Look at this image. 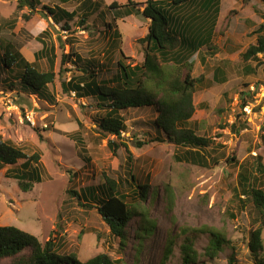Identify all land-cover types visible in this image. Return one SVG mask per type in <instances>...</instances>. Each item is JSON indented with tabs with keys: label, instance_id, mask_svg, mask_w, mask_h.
<instances>
[{
	"label": "rangeland",
	"instance_id": "obj_1",
	"mask_svg": "<svg viewBox=\"0 0 264 264\" xmlns=\"http://www.w3.org/2000/svg\"><path fill=\"white\" fill-rule=\"evenodd\" d=\"M40 1L32 11L29 7L18 10L17 0H0L4 44H14L42 71L49 69V63L45 56L35 57L43 48L41 40L49 48L54 44L56 55V79L48 85V96L55 100L51 103L21 91L14 77L17 69L10 72L5 67L0 44V140L10 141L29 156L39 153V163L30 162L27 168H40L41 172V181L24 191L15 174L23 172L26 159L0 169V225L18 227L43 243L53 236L60 254H76L86 261L107 253L122 264H184L180 248L190 234L184 230L216 227L229 243L210 257L206 248L211 234H200L195 241L199 254L195 264H229L232 254L236 264H257L248 242L251 231L263 227L264 222L243 191L240 173L249 171L250 181L256 178L255 186L264 190V174L257 169L259 163L264 166V60H250L254 68L250 73L241 54L257 43L256 31L264 23V0H220L217 13L211 6L204 7L201 0L172 9L174 23L179 25L174 28L182 35L202 24L213 34L209 44L189 56L184 53L187 57L180 65L183 74L191 70L195 77L205 76L194 93L197 113L188 122L198 135L211 139L209 146L201 149L202 162L192 157L179 160L187 148L169 141L158 128L156 107L124 110L126 129L115 139L99 127L105 111L96 108L94 95L79 97L63 90L62 83L77 79L83 70H95L98 80L112 78L117 73L120 50L129 58L127 63L141 64L144 45L139 39L146 36L149 19L134 14L116 16L109 8L114 1L124 4L127 0H93L98 2L96 9L87 0ZM135 1L141 9L145 6V0ZM48 7L80 11L66 27V20L55 23ZM65 54H71V60L61 71ZM170 66L174 63L165 67ZM219 69L222 74L214 79ZM10 81H16L13 90ZM244 102L249 107L243 109ZM28 113L34 114L35 125L27 119ZM80 135L88 162L80 156L79 140L74 139ZM113 139L126 143L132 152V173L139 182L150 185L146 199L132 194L135 183L128 173L129 154L124 147L114 153L108 146ZM138 142L144 145L140 147ZM105 175L116 180L117 190L134 212L124 244L111 234L98 212L97 199L84 197L93 187L105 198ZM141 225L149 231L139 239ZM172 242L173 253L165 260L166 246ZM29 253V249L24 251ZM261 256L264 258V250ZM14 261L8 258L0 264Z\"/></svg>",
	"mask_w": 264,
	"mask_h": 264
},
{
	"label": "trees",
	"instance_id": "obj_2",
	"mask_svg": "<svg viewBox=\"0 0 264 264\" xmlns=\"http://www.w3.org/2000/svg\"><path fill=\"white\" fill-rule=\"evenodd\" d=\"M17 1L18 10L29 7L32 11H35L37 5L41 3L40 0ZM87 1L90 6H93L92 9L98 7L97 1ZM191 1L145 0V6L142 9L138 7V2L135 0H127L124 4H120L117 1L112 2L109 8L115 11L116 16L134 14L142 15L149 19L146 36L139 39V43L144 45L143 62L135 65L127 63L129 58L120 50L121 58L117 61V73L112 78L98 80L99 76L95 70L91 72L83 70L81 76L77 79L72 77L68 82H63L62 87L64 91H73L79 97L94 95L96 108L105 111L100 119L99 127L104 135L107 137L114 135L115 139L121 138L126 129L125 118L122 114L124 110L143 106L156 107L158 111L156 119L158 128L164 132L169 141L177 146L187 148L179 160L185 157L189 161V158L192 157L191 159H194V161L201 158L199 162H202L204 156L200 155L201 149H206L211 139L198 135L193 128L188 126V122L197 113L194 93L205 76L202 74L195 77L192 75L191 70L183 74L180 65L185 63V59L189 54L209 44L213 34L210 27L206 28V25L202 24L201 26L197 25L194 30L192 27L195 26L191 25L192 27L189 29L191 33L186 36L182 35L178 29H175L179 25L174 23V13L172 12L173 8L177 7L179 9L187 3L190 4ZM244 1L247 2L249 0ZM200 2L204 7L207 5L215 8L214 11L216 13L219 11L220 0H201ZM78 10L70 12L61 7H48V12L55 23L59 24L62 20H66L64 25L66 27H69V20L78 15L80 11ZM23 16L25 18L30 17L29 14H24ZM86 21V18L82 19V23ZM108 26L111 28L112 24L109 23ZM256 33H258L257 43L250 45L241 54L243 61L246 63L244 68L250 73L254 71L253 66L249 63L250 60L255 59L260 62H262V59L264 60V23L257 29ZM44 34H47V30ZM41 41L44 44L43 48L35 57L38 60L44 56L47 58L49 69L46 71L40 70L36 62L27 60L11 42L4 44L0 37V44L4 50L3 63L10 72L15 70L13 67L17 69L14 77L18 79L22 92L37 94L52 103L55 100L48 96V85L53 84L56 79L54 69L56 63L55 46L53 44L52 48H49L44 40ZM50 53L53 54L49 55ZM184 53H187V56ZM258 55H262V57ZM70 60L71 54L62 56L61 71L65 63ZM172 62L174 66L165 67ZM219 74H222L220 69L215 72L214 79ZM15 82L10 81L9 86L12 90L17 86ZM246 105H248L247 102L242 103V108L244 109ZM234 126L235 123L232 127ZM75 138L80 143V156L88 162L86 157L87 148L82 136H76ZM115 139L108 141V146H111L112 151L116 153L120 147H124L129 154L128 173L132 182L135 183L132 194L134 197L141 196L146 199L150 191L149 183L138 181L137 177L132 173L130 164L133 158L132 152L126 143L117 142ZM138 145L141 147L144 143L138 142ZM19 159H26L25 168L22 169L23 172L21 174L17 173L15 175L20 177L18 180L19 187L27 191L34 186L35 181H41L40 168L31 170L27 168L30 162L39 163V153L29 156L23 149L10 141L0 140V169L6 165L16 163ZM231 159L234 160L235 157L232 156ZM257 169L258 172L264 174V166L262 164L259 163ZM244 170L240 173L243 191L260 211L262 222H264V190L256 187V178H253L254 181L251 182L249 178L251 173L246 169ZM105 184L107 186L106 192H104L106 194L105 198H101L93 187L89 188L88 194L85 193L84 197L97 199L98 212L110 227L111 234L119 238L121 244H124L130 236L128 225L134 212L128 205L126 197L117 190L116 180L105 175ZM263 229L264 226H258L252 230L248 242L250 253L254 256L257 264H264V258L261 256L264 250ZM148 231L147 227L141 225L139 232H137V237L142 239L143 235ZM207 232L211 234L209 245L206 248V253L210 257L216 256L229 243L226 234L216 227L188 228L184 230V233L190 234L185 237L180 248L184 264L196 263L199 255L195 247L196 238L200 234ZM26 249L30 250L29 255L24 254ZM173 250L172 242L166 246L164 252L165 260L173 253ZM8 258H15L12 264H122L119 261L112 260L107 253H100L86 261L80 260L76 254H60L57 251L56 240L53 236H50L43 243L37 236L18 227L0 225V261ZM202 264L206 263L203 262ZM229 264H236L234 254L229 258Z\"/></svg>",
	"mask_w": 264,
	"mask_h": 264
},
{
	"label": "built area",
	"instance_id": "obj_3",
	"mask_svg": "<svg viewBox=\"0 0 264 264\" xmlns=\"http://www.w3.org/2000/svg\"><path fill=\"white\" fill-rule=\"evenodd\" d=\"M75 93V92H74ZM245 107H249L248 105H246ZM26 117H27V119L33 124V125H35V119H34V114L33 113H28L27 115H26Z\"/></svg>",
	"mask_w": 264,
	"mask_h": 264
}]
</instances>
